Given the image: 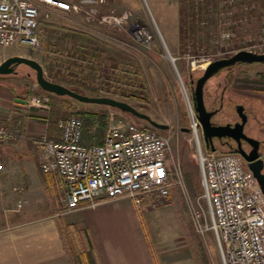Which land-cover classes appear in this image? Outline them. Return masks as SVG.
<instances>
[{
    "label": "rangeland",
    "instance_id": "rangeland-1",
    "mask_svg": "<svg viewBox=\"0 0 264 264\" xmlns=\"http://www.w3.org/2000/svg\"><path fill=\"white\" fill-rule=\"evenodd\" d=\"M87 9L55 10L48 18L42 15L39 46L0 47V63L12 55L34 58L54 81L79 88L85 94L128 101L170 125V129L158 131L170 138L175 159L170 181L174 183L179 221L182 214L188 217L200 243H195L200 260L190 249L191 255L198 264H223L214 232L201 234L194 227L193 206L202 185L196 143L189 131L193 118L188 99L195 114L193 89L209 62L231 56L264 37V0H109L94 6V15L87 14ZM125 11L131 15L123 22L108 18ZM16 69L17 73L0 75V83H12L30 95L43 91L35 70L25 64ZM225 86L226 97L254 104L259 120H264V63L224 69L207 82L206 97L220 95ZM51 103L50 121L56 122L62 116L103 111L109 126L114 112L120 113L112 107L69 97L53 95ZM127 115L139 124L151 126ZM253 119L249 130L260 135V125L256 126ZM29 167L30 171L34 168L32 160ZM71 237L68 234V239ZM85 260L81 255L77 257L78 264Z\"/></svg>",
    "mask_w": 264,
    "mask_h": 264
},
{
    "label": "built area",
    "instance_id": "built-area-1",
    "mask_svg": "<svg viewBox=\"0 0 264 264\" xmlns=\"http://www.w3.org/2000/svg\"><path fill=\"white\" fill-rule=\"evenodd\" d=\"M108 1L0 0V47H38L40 18L50 17L53 8L76 12L89 7L87 14L94 15V6ZM130 15L125 11L108 18L123 22ZM262 25L264 31V22ZM246 49L264 53V37ZM26 104L47 115L52 109L51 96L45 92L30 95ZM56 127L58 137H33L32 141L43 156L42 170L58 173L67 185L70 210L85 201L96 205L103 198L128 195L140 204L144 195H170L175 159L168 136L115 112L101 144L83 142L80 115L60 117ZM190 128L202 185L193 206L196 230L201 234L214 232L223 264H264V192L257 178L241 155L206 149L195 116ZM12 134L8 125L0 123V142ZM3 166L0 154V171Z\"/></svg>",
    "mask_w": 264,
    "mask_h": 264
},
{
    "label": "crops",
    "instance_id": "crops-1",
    "mask_svg": "<svg viewBox=\"0 0 264 264\" xmlns=\"http://www.w3.org/2000/svg\"><path fill=\"white\" fill-rule=\"evenodd\" d=\"M29 96L12 83H0V123L13 131L0 142V264H76L80 255L83 264H198L173 187L167 198L148 194L138 204L124 195L70 210L67 185L58 173L42 170L43 156L32 141L58 137L56 121L27 105Z\"/></svg>",
    "mask_w": 264,
    "mask_h": 264
},
{
    "label": "water",
    "instance_id": "water-1",
    "mask_svg": "<svg viewBox=\"0 0 264 264\" xmlns=\"http://www.w3.org/2000/svg\"><path fill=\"white\" fill-rule=\"evenodd\" d=\"M173 60V58L171 57ZM264 63V53H257L249 50H239L231 56L216 59L210 62L204 69V73L196 80L193 89L194 108L197 117L202 125L206 146L211 150H216L218 147L214 138H222L225 136L236 138L240 141L241 138L251 141L255 149L252 155L246 156L248 168L257 178L260 187L264 192V163L259 158V140L250 137L245 132V126L248 122V115L242 114L241 121L235 124H215L213 117L218 110L209 109L205 100V87L209 79L220 72L223 68L236 65L238 63ZM20 64L30 66L36 71V80L43 91L60 96L75 99L81 103L100 104L108 107L116 108L121 112L130 114L139 120L146 121L152 127L159 130H168L170 125L159 122L149 113L140 110L131 103L125 100L118 99L112 96H93L74 90L70 86L54 81L46 76L43 65L36 59L24 55H12L0 63V75H9L17 73V67ZM241 112V111H240Z\"/></svg>",
    "mask_w": 264,
    "mask_h": 264
},
{
    "label": "flooded vegetation",
    "instance_id": "flooded-vegetation-1",
    "mask_svg": "<svg viewBox=\"0 0 264 264\" xmlns=\"http://www.w3.org/2000/svg\"><path fill=\"white\" fill-rule=\"evenodd\" d=\"M257 63H261V62H257ZM242 64L243 63H238L236 65L225 67L221 71H223L226 68H229V69L235 68L236 66H239ZM227 90L228 89L225 86L222 89V92L220 93V95L215 94L214 98L211 96L206 97L205 95L207 107L209 109L218 110L217 114L213 117L214 123L215 124H227V123L235 124L237 122H240L242 114L246 113L248 115V122L246 123V126H245V132L248 136L259 140V153H260L259 158L263 160V163H264V120H261V121L259 120V114L256 111L254 104L235 102L233 98L226 97ZM253 118L256 121V126L260 125L259 126L260 135L256 133H252V131L249 130L248 126L250 124V121ZM214 141L218 148H226L227 150L240 154L241 157L243 158V161L246 164H248V161L246 160V156L252 155L254 153L253 149H255L254 144L251 141L244 139V138H241L239 141L236 138L225 136L222 138H214Z\"/></svg>",
    "mask_w": 264,
    "mask_h": 264
},
{
    "label": "trees",
    "instance_id": "trees-1",
    "mask_svg": "<svg viewBox=\"0 0 264 264\" xmlns=\"http://www.w3.org/2000/svg\"><path fill=\"white\" fill-rule=\"evenodd\" d=\"M74 90H77L79 92H82L79 88L70 86ZM105 106V105H104ZM83 118V136L82 140L85 143L88 144H101L104 142V132L108 126V115L106 112L103 111H86L82 114ZM144 127H150V126H145ZM181 212V211H179ZM182 214V212H181ZM180 218V217H179ZM181 224L182 228L185 234V237L190 245V249L192 251V254L200 260V255L197 253L196 248H195V243L198 245L199 240L197 235L194 233L195 231L193 228L190 226L188 217L184 214L181 216ZM195 227V225H194ZM196 229V228H195ZM197 231V230H196ZM78 264V261L76 262Z\"/></svg>",
    "mask_w": 264,
    "mask_h": 264
},
{
    "label": "bare ground",
    "instance_id": "bare-ground-1",
    "mask_svg": "<svg viewBox=\"0 0 264 264\" xmlns=\"http://www.w3.org/2000/svg\"><path fill=\"white\" fill-rule=\"evenodd\" d=\"M169 57H172V56H169ZM169 59V58H168ZM181 82H182V84H183V81L181 80ZM183 88H184V84H183ZM188 99V98H187ZM188 102H189V105H190V110H191V116H192V118L194 117V113H193V109H192V107H191V103H190V101H189V99H188Z\"/></svg>",
    "mask_w": 264,
    "mask_h": 264
}]
</instances>
